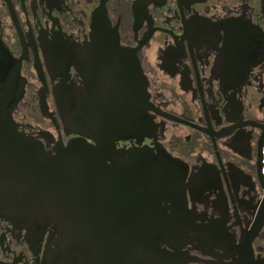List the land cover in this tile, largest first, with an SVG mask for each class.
<instances>
[{
    "label": "flooded vegetation",
    "instance_id": "obj_1",
    "mask_svg": "<svg viewBox=\"0 0 264 264\" xmlns=\"http://www.w3.org/2000/svg\"><path fill=\"white\" fill-rule=\"evenodd\" d=\"M0 48L23 82L12 120L45 153L95 145L64 131L59 93L77 90L98 119L128 111L136 74L147 126L102 156L109 200L73 192L64 212L0 215V264H135L140 251L138 264H231L248 235L249 262L264 261V0H0ZM137 167L153 176L135 186Z\"/></svg>",
    "mask_w": 264,
    "mask_h": 264
},
{
    "label": "water",
    "instance_id": "obj_2",
    "mask_svg": "<svg viewBox=\"0 0 264 264\" xmlns=\"http://www.w3.org/2000/svg\"><path fill=\"white\" fill-rule=\"evenodd\" d=\"M132 66V64H131ZM133 68V67H132ZM134 66V73H136ZM133 95L129 96L128 111L97 113L98 119L85 120L79 105V93L73 90L68 96L59 93L55 103L66 133L84 135L95 145L83 141L69 142L65 147L60 145L54 154L45 153L42 146L33 139L27 138L17 130L11 114L23 96V82L19 75V63L13 64L5 51L0 48V215L17 214L30 217L38 212H64L68 208L60 202L72 199L73 192L91 194L99 190L101 200H109V194L115 185L116 174L111 166H106L102 156L114 153L113 142L142 135L146 126V116H143L139 102L143 94L138 87V79L133 78ZM133 103V104H132ZM264 136V129L260 137ZM133 153H143V150H133ZM137 161L142 160L134 158ZM258 176L263 192L264 185ZM153 171H145L142 167L135 168L133 185L144 183L145 177H152ZM134 186L136 201L145 200L144 194L138 195ZM137 194V195H136ZM68 195V196H67ZM74 195V196H76ZM77 200L76 198H74ZM91 199V198H90ZM72 210V208H70ZM82 210V208H81ZM132 232L134 249L146 248L141 225ZM252 235L242 238L236 245L238 256L231 264H264L251 261ZM156 251V250H155ZM155 254V255H153ZM164 264L167 255L151 252ZM134 263L150 258L147 252L134 253Z\"/></svg>",
    "mask_w": 264,
    "mask_h": 264
},
{
    "label": "built area",
    "instance_id": "obj_3",
    "mask_svg": "<svg viewBox=\"0 0 264 264\" xmlns=\"http://www.w3.org/2000/svg\"><path fill=\"white\" fill-rule=\"evenodd\" d=\"M262 150H261V169H260V176H261V181L262 184L264 185V136L262 139Z\"/></svg>",
    "mask_w": 264,
    "mask_h": 264
}]
</instances>
